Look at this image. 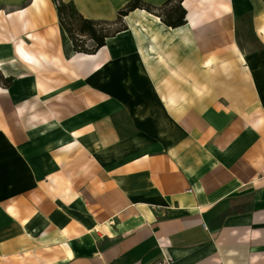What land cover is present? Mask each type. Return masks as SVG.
<instances>
[{
    "label": "crops",
    "instance_id": "1",
    "mask_svg": "<svg viewBox=\"0 0 264 264\" xmlns=\"http://www.w3.org/2000/svg\"><path fill=\"white\" fill-rule=\"evenodd\" d=\"M181 4L0 0V264H264V0Z\"/></svg>",
    "mask_w": 264,
    "mask_h": 264
},
{
    "label": "trees",
    "instance_id": "2",
    "mask_svg": "<svg viewBox=\"0 0 264 264\" xmlns=\"http://www.w3.org/2000/svg\"><path fill=\"white\" fill-rule=\"evenodd\" d=\"M55 1L59 20L73 41L76 50L92 51L104 45L106 37L127 28L123 18L130 11L137 8L145 9L158 15L166 25L171 27H177L186 23V9L181 4L183 0H168L160 6L152 5L144 0H130L119 10V19L115 23L84 17L77 10L73 2ZM118 25H120L118 28L112 30L113 27ZM88 39L94 43L88 45ZM9 80L10 78L7 79V81Z\"/></svg>",
    "mask_w": 264,
    "mask_h": 264
},
{
    "label": "rangeland",
    "instance_id": "3",
    "mask_svg": "<svg viewBox=\"0 0 264 264\" xmlns=\"http://www.w3.org/2000/svg\"><path fill=\"white\" fill-rule=\"evenodd\" d=\"M119 26H120V25L113 27L112 30L118 28ZM81 38H82V37H81ZM85 39H86V38H85ZM93 43H94V42H93L92 40L88 39V45H92Z\"/></svg>",
    "mask_w": 264,
    "mask_h": 264
},
{
    "label": "bare ground",
    "instance_id": "4",
    "mask_svg": "<svg viewBox=\"0 0 264 264\" xmlns=\"http://www.w3.org/2000/svg\"><path fill=\"white\" fill-rule=\"evenodd\" d=\"M22 51H23V50H22ZM22 51H21V52H22Z\"/></svg>",
    "mask_w": 264,
    "mask_h": 264
}]
</instances>
